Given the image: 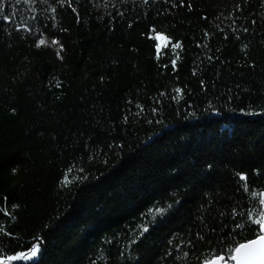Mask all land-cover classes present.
<instances>
[{"label": "trees", "instance_id": "obj_1", "mask_svg": "<svg viewBox=\"0 0 264 264\" xmlns=\"http://www.w3.org/2000/svg\"><path fill=\"white\" fill-rule=\"evenodd\" d=\"M253 193L264 0H0V261L203 264Z\"/></svg>", "mask_w": 264, "mask_h": 264}, {"label": "snow or ice", "instance_id": "obj_2", "mask_svg": "<svg viewBox=\"0 0 264 264\" xmlns=\"http://www.w3.org/2000/svg\"><path fill=\"white\" fill-rule=\"evenodd\" d=\"M183 3V0H181ZM191 7V5H189ZM247 30V29H245ZM161 34L157 33L156 39H161ZM166 39V37H163ZM45 40H40L39 45L45 44ZM53 44H57L58 41H52ZM37 45V46H39ZM176 48H180L181 45L176 43ZM157 54L160 52V44L156 45ZM174 63V62H173ZM179 91V90H177ZM15 172V169L13 170ZM71 171V169L69 170ZM239 179L245 183L241 185L246 191L248 190L247 176L238 174ZM67 176L65 177V183H68ZM257 197V204H264V200L259 199L257 194L253 193ZM165 210L157 208L155 212L162 214ZM241 216L248 217L246 222H237V230H232L228 233L229 243L219 248V250L213 249L209 254L205 256L203 264H264V211L259 208L256 210L255 217H252L249 213H241ZM145 227L143 231H147ZM255 238H249V235ZM237 237H241L246 242H241ZM42 241L37 240L34 242L27 252H21L17 255L8 256V260H26L31 261L38 257L41 250ZM0 264H6L5 261H0Z\"/></svg>", "mask_w": 264, "mask_h": 264}, {"label": "rangeland", "instance_id": "obj_3", "mask_svg": "<svg viewBox=\"0 0 264 264\" xmlns=\"http://www.w3.org/2000/svg\"><path fill=\"white\" fill-rule=\"evenodd\" d=\"M161 37H162L161 39L157 40V42L160 44V50L167 43V39L163 38L165 36L161 35ZM45 41H46V43L43 45H45V46H52L53 45V43L51 41H47V40H45Z\"/></svg>", "mask_w": 264, "mask_h": 264}]
</instances>
